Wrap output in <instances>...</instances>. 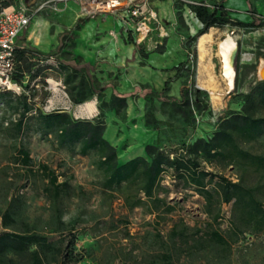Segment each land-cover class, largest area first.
Segmentation results:
<instances>
[{
	"label": "rangeland",
	"instance_id": "374dc122",
	"mask_svg": "<svg viewBox=\"0 0 264 264\" xmlns=\"http://www.w3.org/2000/svg\"><path fill=\"white\" fill-rule=\"evenodd\" d=\"M46 1L24 0L28 9L33 11ZM161 1L164 3L163 9L167 11L169 7L165 4L166 0ZM242 1L246 3L241 12L245 17L240 15L239 20L259 25L260 19L264 18V0ZM173 6L177 24L175 36L168 43L172 51L167 57L156 55L154 51H145L147 58L139 56L142 65L149 59L157 60L158 63L165 62L174 68L181 62H188L183 43L194 37L202 25L189 11V7L181 2H174ZM81 12V6L77 2H71L69 6L59 4L51 9H43L37 13L35 23L21 39L28 42V47L39 52L48 50V53L44 54L46 57L40 58V78L29 81V77L25 76L23 84L19 85L20 91H12L13 99L0 98V211L14 209L19 228L22 229V224H28L52 241H58L60 235L53 228L59 208L63 220L69 226L66 232L73 231L77 236L76 251L83 256V261L79 264H163L161 256L164 254L170 257L172 264H264V230L244 229L243 234H239V238L234 241L229 237L231 232L236 231L233 225V204L219 206L215 203L213 215L220 209L221 216L215 222L213 215L207 212L204 198L193 188H187L182 181L175 179L172 176L174 172L163 177L162 186L168 193L160 194L167 205L174 206L173 213L156 211L143 194L141 198L146 205L131 210L125 205L124 196L119 191L106 189L104 173L98 166V155L81 156L77 149L72 151L58 147L53 136L45 137L37 131L34 121H29L32 129L18 139L13 138L7 129V124L19 120V113L14 112L12 107L16 106L15 98L25 92L32 107L30 116H36L39 111L48 114L58 110L67 112L78 120H95L100 116L106 127L104 136L117 149L120 161L144 156L145 147L157 142L171 156L183 144L210 136L221 119L241 110L242 95L249 93L259 81L264 80L259 77L264 61V30L258 27L212 28L208 32L212 36L211 40L202 52L198 48L199 38L192 43L195 56L190 57L188 63L192 74H188L185 69H161L165 80H171L170 95L178 96L181 85L185 82L191 84L192 81L198 89L208 93L212 114L198 117L193 134L179 114L173 113L170 106L164 107L159 102L155 105V115L164 122L163 125L158 129L146 126L144 115L148 103L143 97L148 91H143L138 86L131 92L134 97L128 100V108L124 112L119 115L109 111L101 112L100 105L109 100L112 86L120 90L131 87L129 77L123 78L124 74H131L128 62L122 68H115L108 62L104 63V69L98 66L95 75L101 92L89 102L73 105L67 94L65 77L57 57L47 56L59 52L68 59L76 58L74 49L81 29L79 25L91 18L86 14L83 16ZM79 14L81 20L78 19ZM228 34L235 39L241 67L238 72L234 67L233 90H228L222 77V63L218 54V43ZM127 38L129 41H136L132 30L127 32ZM166 47L167 50L168 46ZM151 55L153 58H150ZM136 61L138 59L133 58L129 63ZM161 81L158 86H148L161 90ZM10 101L13 103L9 104ZM87 103L94 105L92 113L87 112ZM261 115H264V108ZM20 145L29 150L34 162L33 171L40 165L48 166L60 176L59 182H69L72 188L70 195L63 197L58 204L51 201L44 192L46 183L43 178L39 174L36 177L29 175L15 162V148ZM250 147L254 152H264L259 144ZM204 168L230 181L238 180L237 170L231 167ZM256 181V176L250 177L249 184L254 186ZM180 224H184L189 233L197 229L201 233L193 236L188 245L171 240L172 231ZM212 230L226 237L230 243L229 249L209 244L208 236ZM201 238L204 239L206 248L190 249Z\"/></svg>",
	"mask_w": 264,
	"mask_h": 264
},
{
	"label": "trees",
	"instance_id": "16d2710c",
	"mask_svg": "<svg viewBox=\"0 0 264 264\" xmlns=\"http://www.w3.org/2000/svg\"><path fill=\"white\" fill-rule=\"evenodd\" d=\"M17 0H0V12L15 4ZM227 0L214 1V9L204 5L188 4L189 9L195 15L202 27L196 35L183 43V49L187 53L188 62H181L173 68L187 70L192 74L189 59L195 56L192 51V43L202 35L208 34L212 28H264V18L260 24L247 23L230 16L226 7ZM132 41V40H131ZM137 52L144 58L148 54L132 41ZM163 53V49L155 50ZM57 57L59 67L65 77L64 84L69 99L73 105H82L92 100L101 92L98 79L86 74L85 69L78 68L81 59H68L59 52H54L47 57ZM46 57L43 53L30 47H18L14 54V68L11 80L18 86L23 84V78L29 77L34 81L41 77L40 58ZM239 58L236 63L237 72L240 70ZM193 76V75H192ZM141 90L148 91L144 100L148 103L145 113L146 126L155 129L160 128L164 122L155 115L156 102L164 107L170 106L173 113L179 114L184 123L189 125L194 134L197 128L199 116L212 114L208 93L198 89L194 82L183 83L178 96L170 95L171 80H166L161 90L151 88L148 85H137ZM3 91V90H2ZM12 91L0 90V98L13 99ZM133 93H120L112 86V93L107 102L100 105L101 112L109 111L116 115L128 108V100L133 98ZM25 92L15 98L14 112L19 113V120L7 124V129L15 139L21 138L32 129L29 121H34L37 131L45 137L53 136L60 148H68L78 151L81 156L96 154L99 157V168L105 177V187L111 191H119L124 196L125 205L133 210L145 206L141 198L143 194L150 201L156 211L162 210L165 214L175 211L174 206L166 204L160 194H166L162 186L163 177L174 172L175 179L183 182L185 187L193 188L206 201L207 212L213 215L215 203L233 204V225L236 231L229 237L237 240L244 229L253 231L264 230V152L252 151V145L259 144L264 148V80L259 81L249 93L242 95V108L232 112L221 119L214 132L206 138H196L192 142L185 143L179 151L167 154L157 142L145 147L144 156H138L127 161H120L117 149L105 138L106 127L100 116L95 120H78L63 111L44 113L39 111L36 116H30L32 111ZM13 101L9 102V104ZM101 113V115H102ZM30 117V118H29ZM263 141V142H261ZM15 162L21 165L29 175L36 177L39 174L46 183L44 192L46 196L58 204L63 197L70 195L72 188L68 181L59 182V177L48 166L40 165L36 171L30 152L23 145L15 148ZM204 166L215 168H233L238 172V180L230 181L223 176H218L205 169ZM256 176L254 186L249 184L250 177ZM217 198V199H216ZM220 209L213 215V220L218 222L221 218ZM15 210L8 208L0 211V264H79L83 256L76 251L77 236L73 231L66 232L68 224L63 220L62 213L57 208L54 222V232L60 235L58 241H52L50 237L36 231L28 224L18 227L15 219ZM74 230L73 228H70ZM201 233L195 230L189 233L184 224L176 226L171 233V240H178L188 245L193 236ZM161 239V236H158ZM204 239L201 238L197 245L190 249H204ZM209 244L217 245L223 249H229L230 243L216 230H212L208 236ZM199 244V245H198ZM163 264H172L170 257L161 256Z\"/></svg>",
	"mask_w": 264,
	"mask_h": 264
},
{
	"label": "crops",
	"instance_id": "0c3cea01",
	"mask_svg": "<svg viewBox=\"0 0 264 264\" xmlns=\"http://www.w3.org/2000/svg\"><path fill=\"white\" fill-rule=\"evenodd\" d=\"M122 1L126 2V0ZM133 1L135 3H140L143 0ZM187 1L196 2L195 0ZM71 2L67 3L65 6H69ZM174 2L175 1L172 0L165 1V4H168L169 7L167 11L163 9L164 3H162L161 0H151L149 3V7L157 13L164 25L166 24L165 27L168 30V37L165 39L164 45L160 48L163 49V53L159 54L154 51L156 55L161 57H167L172 51L171 45L168 43L174 38L176 32L175 27L177 22L176 12L173 6ZM237 3L238 5L236 6ZM182 4L188 7V3ZM245 6L246 3L242 0L226 1V7L233 19L239 20L241 19L240 15H242V17L244 16L241 12ZM189 11L191 12L190 9ZM80 17L79 14L78 19L81 20ZM35 19L36 17L32 20L24 35L31 29L35 23ZM79 26L81 29L78 32V38L76 40L77 46L74 49V54L76 58L81 59V65H79L78 68L85 69L87 75L97 78L95 71L98 66H102L101 69H104L105 62L112 64L115 68L125 67L127 62L128 65H130L131 74H124L123 78L125 76L129 77L131 87L128 90H120L115 86L120 93H130L134 90L135 86L139 84L158 86L160 80H162L161 83L164 84L166 80L161 69L174 68L173 65H168L165 62L158 63L157 60L152 61L150 59L147 60V63L141 64V60L139 59L140 54L137 52L136 46L127 38V32L131 31V29L124 19V8L116 9L113 12L96 14L94 17L83 21ZM22 37L18 39L17 46L27 48L28 42L21 41ZM166 46H168L167 50ZM41 51L40 52L43 54L48 53V50ZM133 58L138 59V61L129 63ZM150 58H153V55H151Z\"/></svg>",
	"mask_w": 264,
	"mask_h": 264
},
{
	"label": "built area",
	"instance_id": "2783aa9c",
	"mask_svg": "<svg viewBox=\"0 0 264 264\" xmlns=\"http://www.w3.org/2000/svg\"><path fill=\"white\" fill-rule=\"evenodd\" d=\"M71 1L79 3L84 14L94 17L96 14L113 12L124 8V19L129 28L136 35V44L144 51H155L164 45L168 37V30L157 13L149 7L151 0L135 3L133 0H47L38 9L31 10L24 0H17L15 4L0 12V90L20 91L17 84L11 80L14 68V54L17 41L24 35L37 13L43 9H51L59 4ZM175 2L194 5H204L214 9V1L189 2L187 0H172ZM57 10V7L55 8ZM264 30V28L262 29Z\"/></svg>",
	"mask_w": 264,
	"mask_h": 264
},
{
	"label": "bare ground",
	"instance_id": "6f19581e",
	"mask_svg": "<svg viewBox=\"0 0 264 264\" xmlns=\"http://www.w3.org/2000/svg\"><path fill=\"white\" fill-rule=\"evenodd\" d=\"M211 37H212L211 34H205L199 37L198 48L201 52L204 50L207 42L211 40ZM235 50H236V42L235 39L230 34H228L225 39L221 40L218 43V54L222 63V77L226 82L228 90H233L234 88L235 71L232 65V56ZM259 77L264 78V61L261 64ZM94 109L95 107L93 104L91 103L86 104L87 112L92 113Z\"/></svg>",
	"mask_w": 264,
	"mask_h": 264
},
{
	"label": "water",
	"instance_id": "95a60500",
	"mask_svg": "<svg viewBox=\"0 0 264 264\" xmlns=\"http://www.w3.org/2000/svg\"><path fill=\"white\" fill-rule=\"evenodd\" d=\"M237 60H238V49L236 48V50H235V52L233 53V56H232L233 68L236 66Z\"/></svg>",
	"mask_w": 264,
	"mask_h": 264
}]
</instances>
